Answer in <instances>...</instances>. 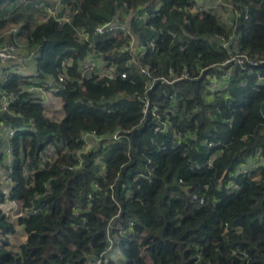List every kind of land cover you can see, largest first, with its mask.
<instances>
[{
  "label": "trees",
  "instance_id": "1",
  "mask_svg": "<svg viewBox=\"0 0 264 264\" xmlns=\"http://www.w3.org/2000/svg\"><path fill=\"white\" fill-rule=\"evenodd\" d=\"M75 1L80 7L71 23L83 26L95 50L116 61L112 53L126 41L96 36L95 26L114 20L117 11L144 13L147 2H162L159 15L146 24L145 19L130 21L140 41L154 45L136 57L154 76L181 79L147 91L148 77L128 65L126 78L90 76L82 83L77 68L92 52L89 42L73 36L71 23L49 18L35 24L24 47L38 49V78L60 73L61 60H71L58 92L64 116L47 117L39 98L24 89L32 79L6 69L0 87L19 94L9 112L0 113V124L18 128L32 120L33 130H16L8 140L9 164L0 137V204L5 196L1 170L11 167L15 184L9 197L39 212L10 221L0 206V264H94L109 236L124 258L99 264H264V64L212 67L230 55L216 48L215 39L230 28L219 12L191 11L193 0ZM231 1L238 3L240 17L237 48L230 49L264 60V0ZM4 21L0 8V31L9 23ZM19 29L0 33V45L14 42ZM126 62L127 57L118 65ZM200 68L205 69L201 75ZM214 81L225 86L212 92L208 83ZM146 94L155 106L153 115L141 111ZM90 131L101 140L75 160V150L84 144L81 135ZM116 131L128 138L112 140ZM206 139L223 144L209 148ZM48 142L63 151L49 168L36 169ZM257 161L262 164L255 177L254 170L251 176L235 174ZM76 164V169L60 168ZM151 164L153 174L143 176ZM30 169L27 176L24 171ZM231 182L237 188L228 190ZM16 225L26 236L14 252L6 239Z\"/></svg>",
  "mask_w": 264,
  "mask_h": 264
},
{
  "label": "built area",
  "instance_id": "2",
  "mask_svg": "<svg viewBox=\"0 0 264 264\" xmlns=\"http://www.w3.org/2000/svg\"><path fill=\"white\" fill-rule=\"evenodd\" d=\"M27 4H31L34 8L39 10V21H46L49 18L55 19L59 24L62 23H71L74 15L79 11L80 3L79 1L71 0L68 2H63L61 0H53V2H42L41 0H17L15 3L16 8L25 7ZM236 4L231 0H193V4L191 6V11L202 14L204 12H219L221 15L222 22L230 28V32L227 36H217L216 39V48L217 49H228L230 55L227 59L218 64L211 65L214 68H219L221 66L225 67V69H230L232 65H240L243 66L248 64L249 66L255 65H263L264 60H250L244 54H235L232 52L230 48L236 50L237 42L239 37V32L236 30V22L240 17L239 11L236 10ZM162 2L157 1L151 3L150 1L143 5L144 13L135 10H127L125 12H116L114 20L107 21L95 26L93 32L96 36L106 37L108 39H115L116 41L123 39L126 42L121 43V45L114 50L112 53L113 58L121 61L127 57V62L123 63V65H118V61L113 59H108L106 54L101 51H96L95 47L92 43H90L89 32L79 24H72L73 28V36L77 40H84L89 42L88 48L92 51L89 52L88 55H85L81 58L80 63L78 65V77L79 80L83 83L84 79L90 76H95L96 79H101L103 77L113 78L120 74L123 78L127 77V72L123 69L128 65H133L139 68V71L142 75H146L148 77V83L146 79L143 80L146 82V90L150 91L157 83H172L181 79V77H175L172 79H168L166 76H154L151 72V69L147 65H141L139 59L136 55H141L144 53L148 46H154L152 42L147 45H144L139 36L133 33L130 30L129 24L134 18L141 21L143 19V23H147L146 19L150 17H154L159 15V11L161 10ZM123 14V15H122ZM247 12L244 13V17L246 18ZM3 29L0 31L1 34H6L9 32L16 33L18 32L17 26H7L6 30ZM185 45H180V48H184ZM24 45H19L15 41H7L5 44L0 45V82L4 80L6 73L8 70L10 71H18L23 66H26L30 62L35 67L36 75H28L25 77H30L32 79L30 82H27V87L24 88L27 92L33 93L40 92L41 98L40 101L43 105L44 114L52 120L59 118L60 113L62 114V98L58 94V92L63 88V83L67 79L66 71L67 67L71 65V60L68 58H64L61 60V72L53 75V73L47 74L46 78L42 81L38 78V69L35 66V58L37 56V48H25ZM7 69V71H6ZM204 68H200L198 74L201 75L204 72ZM41 73V72H39ZM187 77V76H184ZM263 78L259 77V82ZM42 81V82H41ZM225 85H219L218 82H209L208 87L212 92H216L221 89ZM17 92L7 91L0 87V113L9 112V107L12 103L16 101L18 98ZM31 95V94H30ZM43 96V97H42ZM140 101L142 103V113L146 114H154L155 106L149 101L147 94L145 96H141ZM57 102V103H56ZM81 103L87 104L89 106L94 105L91 101L80 99ZM57 104V107H56ZM102 110H108L107 106H101ZM63 118V117H62ZM33 130L32 120L27 122L22 127H11L8 124H0V137L2 142V148L4 149V163L9 164L12 159V151L8 146V140L14 135L16 130ZM110 138L114 141H120L123 138H128L127 134H124L122 131H116ZM81 139L84 140V144L81 150H75V160L80 159L81 151L88 150L92 146H96L98 141L101 140L100 137L96 135L95 131L85 132L81 135ZM205 144L208 145L209 148L217 147L218 145H222L223 143L217 139H209L203 140ZM63 151V147L61 145L56 146L55 143L48 142L44 148L40 151L38 155V159L36 161V169H47L51 166V164L55 161L58 156V151ZM148 163H150L148 161ZM262 163L261 161L255 162L251 167L248 166H240L234 172L235 174H244L246 176H251L250 171H256L253 174V177L257 175V168ZM78 164L76 165H61L60 168H69L76 169ZM154 165L151 164L150 168H148L147 173L143 176L148 177L154 172ZM34 169L25 170L24 173L27 176H30L33 173ZM11 167L7 169H2V178H1V186L3 191L5 192L4 200L0 204L3 213L10 220L12 218H18L20 216L26 217L31 214H36L39 210L33 208H23L22 203L18 201V198H10L9 190L15 184L12 182V178L10 176ZM142 175V174H139ZM32 183L30 180L29 184ZM32 185V184H31ZM228 190H233L237 188L236 183H229L227 185ZM195 199V196H193ZM199 202H202V199H199ZM236 227L235 229H237ZM120 234L122 231L119 228ZM109 244L106 250L102 253L100 259L94 261V264H99L101 260H121L124 258V255L120 252L118 245L112 243V238L109 236Z\"/></svg>",
  "mask_w": 264,
  "mask_h": 264
},
{
  "label": "crops",
  "instance_id": "3",
  "mask_svg": "<svg viewBox=\"0 0 264 264\" xmlns=\"http://www.w3.org/2000/svg\"><path fill=\"white\" fill-rule=\"evenodd\" d=\"M42 2H53V0H41ZM17 2V0H2V2L0 3V8L3 12V19L5 20L4 22H9L5 28L9 25V26H21V29H19V33L17 36H15V42L19 45H24L26 44V39H28L29 36V32L30 30L33 29V27L35 26V24L37 22H39V10L35 9L31 4H27V7H20V8H16L15 3ZM4 28V29H5ZM14 36V35H13ZM33 64H31V62L29 64H27L26 66H28L27 68H29L30 66L33 69L32 73H26L24 71L25 66H23L20 70H18V72L23 75V76H28V75H32L35 76L34 74L35 72V67L32 66ZM23 70V72H22ZM17 71V70H16ZM40 93V92H39ZM38 92H34L33 96L35 99L41 98V95ZM43 97V96H42ZM57 103V102H56ZM57 107V104H56ZM64 116V110L62 108V114L60 113V115L58 116L59 118L55 119V120H59ZM22 227V226H21ZM26 234L24 233V235L22 236V240L25 239Z\"/></svg>",
  "mask_w": 264,
  "mask_h": 264
},
{
  "label": "rangeland",
  "instance_id": "4",
  "mask_svg": "<svg viewBox=\"0 0 264 264\" xmlns=\"http://www.w3.org/2000/svg\"><path fill=\"white\" fill-rule=\"evenodd\" d=\"M6 30V28H5ZM4 30V31H5ZM32 64V63H31ZM33 66V65H32ZM28 66H25V68H27ZM24 71L26 73H32L33 72V69L32 67L30 66L29 68L27 69H24ZM23 72V70H22ZM36 75V73L34 74ZM11 220L15 221V218H12L11 217ZM24 235V231H23V228L19 225H16V231L15 233L11 234V235H7V242H8V246L7 248H10L11 250H13L14 252H17L19 251V244L22 242V236Z\"/></svg>",
  "mask_w": 264,
  "mask_h": 264
}]
</instances>
